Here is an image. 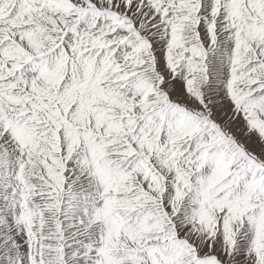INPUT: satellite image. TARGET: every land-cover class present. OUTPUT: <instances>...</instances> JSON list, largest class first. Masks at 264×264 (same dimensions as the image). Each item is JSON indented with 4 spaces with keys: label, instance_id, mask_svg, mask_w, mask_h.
Returning a JSON list of instances; mask_svg holds the SVG:
<instances>
[{
    "label": "snow or ice",
    "instance_id": "6c2138e0",
    "mask_svg": "<svg viewBox=\"0 0 264 264\" xmlns=\"http://www.w3.org/2000/svg\"><path fill=\"white\" fill-rule=\"evenodd\" d=\"M0 264H264V0H0Z\"/></svg>",
    "mask_w": 264,
    "mask_h": 264
}]
</instances>
